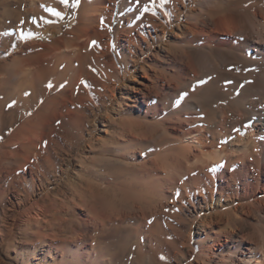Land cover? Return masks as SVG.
I'll list each match as a JSON object with an SVG mask.
<instances>
[{
    "label": "rangeland",
    "instance_id": "rangeland-1",
    "mask_svg": "<svg viewBox=\"0 0 264 264\" xmlns=\"http://www.w3.org/2000/svg\"><path fill=\"white\" fill-rule=\"evenodd\" d=\"M4 1L0 0V264L194 262L193 256L180 258V252L187 249L188 234L185 208L182 211L178 206L182 190L174 189L171 197L166 188L158 205L148 194L134 193L133 183L139 178L135 168L155 151L153 145L162 138L163 129L165 142L171 141L170 133L177 125V117L170 114L175 96L162 95L157 85L171 91L177 68L174 57L180 55L184 41L181 23L189 19L188 11L151 50L141 45L143 55L136 66L131 62L136 57L111 43L108 59H93L95 53L92 59H82L88 87H75L77 64L52 61L45 65L43 78L35 81L22 79L26 73L12 77L13 69L4 68L34 56L28 47L49 44L61 38L63 31L75 30L76 16L85 10L82 0L76 7L64 8L57 0H34L44 10L34 16L26 14L27 0L19 4L12 0L2 7ZM118 21L111 20L110 38ZM18 31L35 36L19 40ZM124 43L123 38L119 45ZM86 54L88 48L84 58ZM126 65L131 72L124 78L121 73ZM119 76L123 79L118 83ZM231 85L223 81L216 85L230 89L226 92L232 95L220 89L221 97L207 108L221 111L229 106L234 95ZM147 86L151 90L148 110L141 107L142 98L139 103L133 99L134 90ZM53 111L57 116L43 122L44 115ZM203 114L199 116L204 118ZM188 115L180 116L185 120ZM30 122L40 136L10 144L13 134ZM158 167L152 163L147 176L153 177ZM36 207L42 209L39 218L33 219L36 223H22ZM146 213L149 226L136 220ZM132 229H137L133 238ZM70 236L78 238V244H67Z\"/></svg>",
    "mask_w": 264,
    "mask_h": 264
},
{
    "label": "bare ground",
    "instance_id": "bare-ground-1",
    "mask_svg": "<svg viewBox=\"0 0 264 264\" xmlns=\"http://www.w3.org/2000/svg\"><path fill=\"white\" fill-rule=\"evenodd\" d=\"M11 1L5 0L1 6ZM27 2L26 14L34 16L43 10L41 2ZM82 4L85 10L76 16L75 30L63 31L61 38L49 44L28 47L34 56L4 70L13 69L12 77L26 73L22 79L35 81L43 78L45 65L52 61L77 64L72 86L88 87L82 59H108L111 43L136 57L131 60L136 66L143 55L141 45L151 50L188 11L189 19L181 23L184 41L180 55L174 57L177 68L173 69L171 91L157 85L162 95L175 96L170 114L177 117V125L170 133L171 141L165 142L163 129L162 138L150 142L158 152L144 156L141 167L135 168L139 178L133 180L134 193H146L159 205L166 188L171 197L174 189L182 190L178 206L182 211L185 208L188 234L181 259L195 257L191 264H264V0H82ZM68 5L62 4V8ZM115 18L119 21L110 38ZM17 36L22 40L35 34L18 31ZM123 38L125 43L119 45ZM87 48L89 54L84 58ZM127 67L121 73L124 78L131 72ZM221 81L232 83L233 99L227 98L232 102L221 111L208 109L221 97L219 90L226 89L216 87ZM226 91V95L230 93ZM150 92L148 86L134 90V101L139 103L142 98L141 107L146 110ZM181 113L189 115L182 120ZM47 114L43 122L57 116L54 111ZM33 125L30 122L13 134L10 144L37 139L40 134ZM154 162L159 167L149 177ZM130 168L126 163V169ZM41 212L36 207L21 222L36 223L33 219ZM149 216L140 214L136 220L147 225ZM136 235L134 229L131 237ZM77 239L70 236L67 244L77 243Z\"/></svg>",
    "mask_w": 264,
    "mask_h": 264
},
{
    "label": "snow or ice",
    "instance_id": "snow-or-ice-1",
    "mask_svg": "<svg viewBox=\"0 0 264 264\" xmlns=\"http://www.w3.org/2000/svg\"><path fill=\"white\" fill-rule=\"evenodd\" d=\"M163 2H167V0H163ZM60 3L64 4V5H68L69 4V0H60ZM79 4V0H73L72 6L76 7ZM145 11H147V8H145ZM54 15L59 16V13H54ZM62 18V17H61ZM36 21H33V23H35ZM49 87H51V85L49 84ZM186 95V93L184 94ZM161 259H163V257H161Z\"/></svg>",
    "mask_w": 264,
    "mask_h": 264
}]
</instances>
